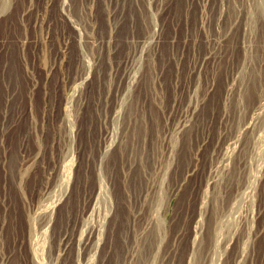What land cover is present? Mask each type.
I'll return each mask as SVG.
<instances>
[{"label":"rangeland","instance_id":"1","mask_svg":"<svg viewBox=\"0 0 264 264\" xmlns=\"http://www.w3.org/2000/svg\"><path fill=\"white\" fill-rule=\"evenodd\" d=\"M0 264H264V0H0Z\"/></svg>","mask_w":264,"mask_h":264}]
</instances>
